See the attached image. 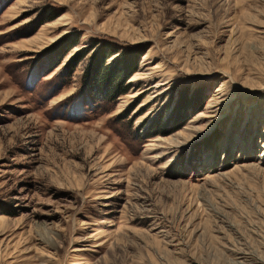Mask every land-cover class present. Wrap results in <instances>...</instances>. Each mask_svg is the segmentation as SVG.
Segmentation results:
<instances>
[{"label":"rangeland","instance_id":"rangeland-1","mask_svg":"<svg viewBox=\"0 0 264 264\" xmlns=\"http://www.w3.org/2000/svg\"><path fill=\"white\" fill-rule=\"evenodd\" d=\"M0 264H264V0H0Z\"/></svg>","mask_w":264,"mask_h":264},{"label":"trees","instance_id":"trees-1","mask_svg":"<svg viewBox=\"0 0 264 264\" xmlns=\"http://www.w3.org/2000/svg\"><path fill=\"white\" fill-rule=\"evenodd\" d=\"M73 38L66 45L60 47V55L63 56L70 48L76 45L78 38ZM141 55V52L137 54L138 58ZM110 67L111 65H106L104 59L101 58L94 69V75L89 79L90 82L87 81L86 87L91 91H98L104 99L114 100L127 91L128 86L125 83L130 77L131 72H124V68L111 72ZM189 115L185 116L183 121H186Z\"/></svg>","mask_w":264,"mask_h":264},{"label":"bare ground","instance_id":"bare-ground-1","mask_svg":"<svg viewBox=\"0 0 264 264\" xmlns=\"http://www.w3.org/2000/svg\"><path fill=\"white\" fill-rule=\"evenodd\" d=\"M137 94H135L134 96H136Z\"/></svg>","mask_w":264,"mask_h":264}]
</instances>
